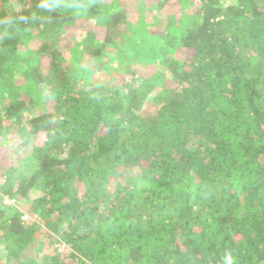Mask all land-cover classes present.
<instances>
[{
	"label": "trees",
	"instance_id": "obj_1",
	"mask_svg": "<svg viewBox=\"0 0 264 264\" xmlns=\"http://www.w3.org/2000/svg\"><path fill=\"white\" fill-rule=\"evenodd\" d=\"M86 1L0 0V134L11 121L46 138L28 172L0 187V264H40L42 226L23 219L37 212L67 246L49 264H264V0L189 1L195 11L163 34L137 31L113 4L103 39L83 44L93 58L112 45L122 57L101 85L81 84L63 55ZM30 29L39 44L22 51ZM128 30L158 59L154 80L171 85L125 76L136 73L123 66Z\"/></svg>",
	"mask_w": 264,
	"mask_h": 264
},
{
	"label": "rangeland",
	"instance_id": "obj_2",
	"mask_svg": "<svg viewBox=\"0 0 264 264\" xmlns=\"http://www.w3.org/2000/svg\"><path fill=\"white\" fill-rule=\"evenodd\" d=\"M12 1V7L14 9L17 8V0ZM57 1L59 2L57 4L60 6L62 0ZM189 1L192 0H87V3L73 7V12H77V15L73 24L66 29V47H68L63 52L64 58L68 63L76 66V68L78 66L82 68L81 84L87 81L90 82V84L98 85L112 83L119 73L116 70L117 64L122 61V57L119 55L116 46L112 45L107 48L104 52V56L100 59L91 57L83 48V44L85 45L88 43L91 33H93L98 40L103 39L105 35L106 15L113 9L112 5L119 2L126 5L133 21L134 29L137 31L141 29V25H144L146 26L145 31H143L144 33L150 34L149 32H152V34H163L167 29H172L176 32L177 25L174 24V22L183 18L185 14L195 11L197 5L195 4V6L192 7ZM69 4L73 5L72 3ZM94 6L97 7L99 12L93 16L87 15V10ZM140 36L141 33L139 34L136 31L128 30L131 50L128 52L126 58L129 64L125 62L123 66H130L136 73L135 75L125 73V76L131 79L137 86L142 83L150 84V82L160 87L165 84L171 85L170 81L167 79L158 78L154 80L155 78L153 75L156 74L158 59L154 60L152 56L149 55L142 57L143 54L141 51L137 52V50L134 49L136 46L140 45ZM153 39L154 38H151V40ZM38 41L39 38L35 34V30L30 29L28 30V36L22 39L20 49H22V51H27L29 48H35L39 44ZM75 46H77V51L72 50ZM166 56L171 57L172 52H166ZM17 64L18 63H16V66H18ZM140 77L143 79H140ZM150 78H152V80H150ZM16 81L18 85L25 83L24 75L19 68L16 69ZM25 86V91L21 93L24 95L23 98L32 95L33 92L32 86L29 84L27 85V83ZM151 99H153V95L149 96L145 104L146 109L153 108ZM33 112L35 111L33 110ZM3 125L6 127V132L4 131V133L0 134V187H2L3 184L9 183L8 181L11 179V176H13V182H17L19 175L28 172L33 163L30 158L31 151L35 146L45 144L44 142L46 140L45 134L22 133V131H19V124L16 122H5ZM11 170H13V173L9 172ZM11 200L13 199L8 197V195L4 196V203L11 205L9 203ZM27 216L28 219L25 221H38L42 226L41 233L36 243V248L39 250L38 260L40 264H49L50 255L61 254L67 251V246L65 244L55 241L50 237L48 230L46 231L45 218L48 217L47 215L43 216L40 212H37L30 215L27 214Z\"/></svg>",
	"mask_w": 264,
	"mask_h": 264
},
{
	"label": "built area",
	"instance_id": "obj_3",
	"mask_svg": "<svg viewBox=\"0 0 264 264\" xmlns=\"http://www.w3.org/2000/svg\"><path fill=\"white\" fill-rule=\"evenodd\" d=\"M10 201V200H9ZM14 202H15V200L13 199V200H11V202H9L11 205H14ZM23 219L24 220H26V219H28V216L27 215H24L23 216ZM65 246V245H64Z\"/></svg>",
	"mask_w": 264,
	"mask_h": 264
}]
</instances>
